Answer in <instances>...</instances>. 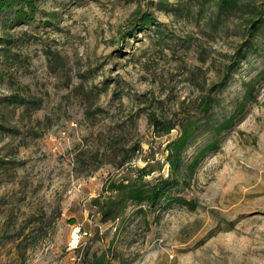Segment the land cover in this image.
Returning a JSON list of instances; mask_svg holds the SVG:
<instances>
[{
  "label": "rangeland",
  "instance_id": "1",
  "mask_svg": "<svg viewBox=\"0 0 264 264\" xmlns=\"http://www.w3.org/2000/svg\"><path fill=\"white\" fill-rule=\"evenodd\" d=\"M240 2L38 0L32 22L0 21V264H264V39L233 62L263 3ZM213 96L219 117L244 108L179 192L196 208L102 220L92 200L166 176L167 143Z\"/></svg>",
  "mask_w": 264,
  "mask_h": 264
},
{
  "label": "trees",
  "instance_id": "2",
  "mask_svg": "<svg viewBox=\"0 0 264 264\" xmlns=\"http://www.w3.org/2000/svg\"><path fill=\"white\" fill-rule=\"evenodd\" d=\"M38 0H0V21L10 20L13 23L32 22L38 11ZM241 0H216V8L220 15H230L239 7ZM259 1V0H258ZM262 10L253 12L257 17H249L250 38L244 43L243 49L237 52L238 56L233 60L240 65L250 51L257 50L260 45V38L264 39V0H260ZM162 1L160 4L163 5ZM255 7V6H254ZM256 8V7H255ZM218 15V16H220ZM154 21L150 13L143 14L135 23L132 29L133 35L138 29L148 27ZM230 67L232 71L238 67ZM257 79H250L243 82L246 87L244 98L251 94L254 88L253 83ZM219 105V100L213 97H204L201 106L196 112H200V117H187L180 122V133L176 139L167 143L165 163L168 166L166 176L159 175L152 179H146L154 169L141 168L134 177H126L118 182H111L109 189L113 195L92 200L96 206L102 220L115 219L119 217L128 204L149 206L158 205L164 201L175 202L187 206L191 209L196 208L193 201L179 194L186 186L195 173L197 167L208 152L217 147L218 136L221 131L227 130L235 123L236 117L243 110L244 105L237 104L230 115L217 116L214 108ZM196 114V113H195ZM202 120V121H201ZM154 125L162 124L160 120H153ZM173 125L163 127L164 132L168 133ZM204 134L205 141L195 149L188 152L190 144L198 135ZM141 208V207H139ZM91 264H104L102 257H96Z\"/></svg>",
  "mask_w": 264,
  "mask_h": 264
}]
</instances>
